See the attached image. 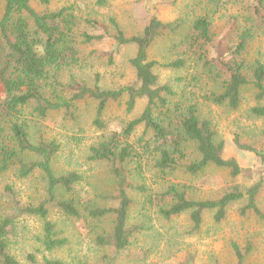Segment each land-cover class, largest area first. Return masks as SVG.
I'll return each mask as SVG.
<instances>
[{
	"label": "trees",
	"instance_id": "1",
	"mask_svg": "<svg viewBox=\"0 0 264 264\" xmlns=\"http://www.w3.org/2000/svg\"><path fill=\"white\" fill-rule=\"evenodd\" d=\"M0 1V174L12 171L18 180L38 176L43 182V194L36 203L22 201L11 185L0 193V264H22L10 253L22 218L41 223L24 264H78L55 257L68 245V238L50 218L51 212L85 224L101 251L93 264L137 259L139 255L130 249L151 230L153 216L167 222L187 215L191 235L199 234L206 214L216 225L224 222L233 205H238L240 218L264 221L258 202L262 181L236 182L243 169L234 158L223 157L224 142L211 119L201 114L197 100L200 97L210 106L234 113L241 108L243 95L250 92L253 105L244 116L264 120V63L247 58L250 44L264 36V0H246L242 22L233 17L235 36L224 41V50L214 44L206 16L163 22L154 12L147 13L142 29L130 36L114 19L109 26L85 19L93 31L89 34L77 32L79 18L71 6L37 10L32 2L46 6L49 0ZM208 2L214 13L230 4V0ZM106 3L94 0L97 8ZM165 37L176 38L169 47L172 58L164 63L150 59L149 49ZM78 38L82 44L107 45L106 50L92 53L109 67L123 47L132 46L134 54L128 62L134 80L114 89L101 87L98 74L92 84L73 75L62 82L61 70L79 63ZM157 69L191 74L177 77L172 84L161 82ZM203 80L215 88L198 96L194 89ZM139 101L144 103L139 115L120 130H109L103 117L110 105L123 103L129 114ZM82 102L94 104L92 125L99 132L86 160L111 181L110 191L83 201L74 192L84 176L58 172L54 161L59 143L36 134L33 125L53 112L75 121L76 106ZM257 138L242 142L236 133L233 142L264 164V132ZM210 167L225 171L229 182L215 196L200 197L188 180L203 176ZM230 248L232 264H247L254 245L247 240L244 246L231 242ZM180 264L196 262L189 254Z\"/></svg>",
	"mask_w": 264,
	"mask_h": 264
},
{
	"label": "rangeland",
	"instance_id": "2",
	"mask_svg": "<svg viewBox=\"0 0 264 264\" xmlns=\"http://www.w3.org/2000/svg\"><path fill=\"white\" fill-rule=\"evenodd\" d=\"M246 0H230V4L222 7L216 13L208 0H107L103 8H97L94 0H49L44 6L32 2L37 10H58L64 6H71L79 18L77 32L93 31L85 24V19H96L109 26V20L114 19L127 36L142 29L147 13L154 12L163 22L174 19L191 21L197 16H206L211 21V31L214 34V44L225 49V40L234 39L232 28L233 17L242 22V11ZM2 4L0 1V15ZM232 28V31L229 29ZM174 37L158 39L149 49V58L159 62H166L172 58L169 53ZM79 63L69 69L61 70L59 76L62 82H67L73 75L78 80H85L92 84L95 74L100 76L99 84L103 88L114 89L131 83L134 72L129 65V59L134 54L132 46L123 47L115 57L114 66H107L104 59H95V51H103L107 45L82 44L78 38ZM249 61L258 59L264 63V36L253 41L247 50ZM190 70V69H189ZM192 72V71H191ZM156 73L161 82H173L177 77H189L190 72H172L157 69ZM177 86V85H176ZM215 88L212 83L203 80L194 91L198 96ZM200 89V90H199ZM251 93L243 95V104L239 111L229 112L224 108H215L203 102L200 97L199 108L203 116L208 117L214 124L218 136L224 142L223 157L234 158L243 169L242 176L236 182L242 185L261 180L262 190L258 202L264 212V164L253 153L239 150L233 142L234 135H240L242 142H254L264 132V120L247 119L245 111L253 105ZM144 106L137 102L132 113H126L123 103L110 105L104 113L103 119L109 122V130H120L132 118L140 114ZM76 120L64 119L61 112H53L45 121H35L34 132L47 138L55 139L60 145V151L54 161L58 172L76 171L84 176V181L77 186L75 196L80 199H95L96 194L111 190L110 178L96 165L86 160L89 147L99 138V132L92 125L94 119V104L79 103L75 111ZM226 172L210 167L206 173L195 179L188 180L196 188L200 197L215 196L229 180ZM6 185L13 186L22 201L39 200L43 194V182L38 176L26 180H18L13 172L0 174V193ZM238 205L229 208L227 218L220 224L212 222L210 214H206L199 234L191 235L188 230L187 215L174 218L171 221L154 219L150 223L151 230L139 238V242L130 249L137 259H123L119 264H180L191 254L196 264H232L230 243L236 242L244 246L249 240L254 249L247 258V264H264V221H257L249 217L240 218L237 214ZM50 218L57 221L64 235L68 238V245L55 254V257L78 264H93L101 251L92 243L91 235L82 221L69 220L56 212H51ZM40 221L35 218H22L17 224L16 236L10 246L13 254L22 264L24 255L33 246L32 236L40 229ZM144 250V251H143ZM140 259V260H138Z\"/></svg>",
	"mask_w": 264,
	"mask_h": 264
}]
</instances>
